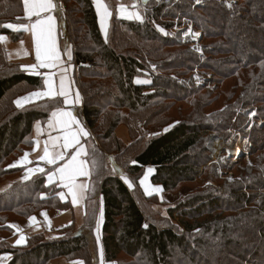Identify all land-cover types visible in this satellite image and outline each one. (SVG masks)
Masks as SVG:
<instances>
[{
    "label": "trees",
    "instance_id": "obj_1",
    "mask_svg": "<svg viewBox=\"0 0 264 264\" xmlns=\"http://www.w3.org/2000/svg\"><path fill=\"white\" fill-rule=\"evenodd\" d=\"M57 1L65 8L58 14L59 33L73 47L83 97L80 115L90 134L92 187L81 227L74 221L56 238L37 234L22 245L9 240L13 221L73 206L61 202L59 185L48 184L57 165L26 182L17 180L24 168L10 167L64 104L45 99L18 106L17 100L45 89L44 76L29 75L12 63L0 41V264L61 259L96 264L99 244L106 264H194L189 253L209 264L197 248L208 246L211 238L223 240L228 252L237 245L229 239L232 230H240L249 244L235 253L237 264H264V124L252 132V175L226 188L213 168H206L210 138L228 137L238 129V119L243 124L244 111L258 112L264 120V0H240L232 12L216 0H173L162 6L150 0L141 4L148 10L144 22L113 12L107 35L93 0ZM184 19L205 33L203 62L156 26L170 33L175 21ZM7 23L28 25L23 0H0V35L24 39L27 30L3 27ZM227 25L233 26L232 34L226 33ZM194 71L212 80L195 87L189 83ZM124 129L129 143L119 137ZM150 168L151 185H160L166 195L188 193L171 203L147 193L140 181ZM162 205L165 212L159 210ZM179 249L181 254L173 252Z\"/></svg>",
    "mask_w": 264,
    "mask_h": 264
},
{
    "label": "crops",
    "instance_id": "obj_2",
    "mask_svg": "<svg viewBox=\"0 0 264 264\" xmlns=\"http://www.w3.org/2000/svg\"><path fill=\"white\" fill-rule=\"evenodd\" d=\"M129 1L136 3L135 0H129ZM53 2L57 5V7L53 10V12L51 14L54 16L55 22H56L55 36H56V42H57L58 50H59L60 56H61V64H62L63 68L67 69V72L65 73V75L67 77L66 83L70 84V87L72 90V96L70 97V99L75 101V94L77 91L79 92V95H80V101L79 102L72 103V104H69L67 106L64 105L60 109H65V110L71 111L73 116L79 122V127H82L85 131H87L83 126L82 116L80 115V111H82V109H83V97H82V95H81V93L77 87V84H76V79H75L76 65L74 64L73 47L71 44L64 42V40L61 39V36L59 33L60 20L58 18V14L64 12V4L58 3L57 0H53ZM93 2H94V0H93ZM112 2H113V0H109V1L100 0V3L107 6L108 11L111 13V16H109L103 20V26H102V15H103V13H102V11L100 13H98L97 5L94 2V7H95L97 15H98L100 28H101V31L104 35H107L109 27H110V21L113 17V12L110 8V4ZM140 2H141V0H140ZM141 4H142V2H141ZM136 7H133L134 10ZM24 12H25V9H24ZM127 12L135 13L134 11L130 10L129 8L127 9ZM118 14H119L120 18H126V16H127V13H125L122 16L119 10H118ZM25 18H26V13H25ZM35 19H36V17H32L31 21H29L27 19L28 24H30L31 22H34ZM135 20L136 21H142V19L141 20L135 19ZM1 42L4 43V45L7 49L9 60L12 63L20 64L22 66L23 70L27 74L33 75V76H39L42 74L44 76V74L49 71L48 69H37L36 71H32V70H26L23 67V66H30V65H33L36 63L35 45H34L33 35H32L30 30L26 31V35L24 36V39H22L20 41H13L11 38L6 37V40L1 41ZM69 54L71 56L70 59H69ZM53 71H55L57 73L55 80H56V83L58 84L59 83V75L61 74L60 69L57 68V69H54ZM36 72H39L40 74L37 75ZM44 79H45V76H44ZM138 81H140L139 83H142L144 80H138ZM45 89H46V85H45ZM45 89H43V90H45ZM43 90H41V91H43ZM29 95H26L24 97H28ZM24 97L21 98V102H22L21 105H25V104H29V103H35V102H39V101L45 100V99L46 100H52L50 98L45 97V98L35 99L34 101H31V102H25L23 100ZM56 99H61L63 101V99L60 97H57ZM51 119H52V116L50 117V120ZM42 128H43V130L39 131L36 134L34 146L25 153V154H28L27 160L24 159V157H25V154H24L20 159H18L14 163L15 165H17V167L24 168V169H22V171H20L19 175L17 176V180L20 182H26L28 180H31L33 177L44 173L46 171L47 167L54 166V165L48 164L45 160L41 159V157L44 154V148H45L46 142H48L47 146H48L50 152L64 151V149L60 148L59 146L54 148L52 143L49 140L50 136L51 137H58L59 136V137H61V139L57 142V144L62 145L63 144V139H62L63 132L58 131L54 128H50L49 122L45 126H42ZM71 130L77 131L78 126L73 125ZM122 137L127 138V135L122 133ZM89 141H90V134L87 137H84L81 135L80 144L85 148L87 155L86 156L82 155L80 157V159L85 160L87 162V169L90 172V176L78 178V182H82V183L86 184L87 188L80 195L76 204H73L72 197L69 194L68 189L61 186V182L59 180V174L56 175L53 182H51V183L48 182V184H57L60 186V188H61L60 193L63 192L64 199H61L60 193H59L58 197L61 200V202L72 204V206H73L72 210H66V211H58V210L55 211L54 210V211H49V212H40V213L36 214V216L33 217L35 219L31 218L28 220L13 221L12 226L15 228V232L12 234V236L9 239L12 243L16 244V241L19 240L21 236H23L24 241L21 244H19V245H22V244H24V242L26 241L27 238L34 236V235H37V234H45L48 238H56L59 236L58 232L61 228L70 225L74 221L76 222L78 227H81L83 225L84 217H85V207H86L87 197H88L90 189L92 187L91 170H90V165H89L88 159H87V156H88V144H87V142H89ZM66 151L68 153V156L65 157V160L58 161L56 164L57 167L62 165L63 163L67 162V159L70 158L71 154H74L75 148H69ZM40 168H43L44 172H40L39 171ZM29 169H32L33 171L29 172ZM55 171H56V169H55ZM152 171L149 172V175L143 184L145 189H147V191H146L147 193H155V189L157 188L156 185H151L150 180H149L150 177L154 174V169H152ZM26 176L28 177V179H25ZM155 194H157V193H155ZM99 249H100V255H101V251H102V245L101 244H99ZM100 262H101V258H100ZM102 263H105L104 255L102 256ZM53 264H72V263L68 262L65 259H61L59 261L54 262Z\"/></svg>",
    "mask_w": 264,
    "mask_h": 264
},
{
    "label": "snow or ice",
    "instance_id": "obj_3",
    "mask_svg": "<svg viewBox=\"0 0 264 264\" xmlns=\"http://www.w3.org/2000/svg\"><path fill=\"white\" fill-rule=\"evenodd\" d=\"M97 5V11L100 13L102 11V26L103 20L109 16L111 13L108 11L107 6L100 3V0H94ZM196 3L199 4L200 0H196ZM24 9L26 13V19L29 21L32 20V17H36L34 22H31L28 25H14L12 23H7L3 25V27L12 29L13 31H19L21 28L24 30H30L33 35L34 45H35V60L36 63L30 66H23L26 70L36 71L37 69H48L49 71L44 74V84L46 85V89L43 91H37L31 93L28 97H24L23 100L25 102H31L35 99L40 98H50L55 100L57 97L63 99V104L65 106L76 103L80 101V95L77 91L75 94V101L71 100L72 90L70 84L66 83V68H63L61 64V56L58 50L55 30H56V22L54 16L51 14L53 10L57 7V5L53 2V0H23ZM137 5H133L136 7ZM231 7V5H229ZM121 15L123 16L127 13L126 18L128 19H137L141 20L142 18L138 13H130L127 12V9L123 6L119 9ZM161 31H163L161 29ZM198 35V34H196ZM6 40V37L0 35V41ZM71 58L69 54V59ZM60 69L59 75V83H56L55 77L57 73L53 71L54 69ZM39 75V72H36ZM138 83L140 81H137ZM144 83H149V81H144ZM21 100H17L16 104L21 106ZM52 119L49 121V127L54 128L58 131L63 132V144L58 145L57 142L61 139V137H51L49 138L53 147H60L64 149V151H55L50 152L48 148V142L45 144L44 154L41 157L42 160H45L48 164L56 165L58 161L65 160V157L68 156L67 149L75 148L74 154H71L70 158L67 159L66 163L58 166L55 172L49 173L47 176L48 182H53L54 178L57 174H59V180L61 182V186L68 189L69 194L72 197L73 204H76L80 195L86 190L87 185L78 182V178L80 177H88L90 176V172L87 169V162L85 160L80 159V157L86 156L87 152L85 148L80 144L81 135L87 137L89 133L85 131L82 127H79V122L73 116L71 111L65 109H57L52 111L51 113ZM77 125L78 130L72 131V126ZM167 131V129H166ZM27 155L25 154L24 159L27 160ZM135 163V162H133ZM17 165H10V167H15ZM33 171L29 169V172ZM40 172H44L43 168L39 169ZM149 172L152 169H148ZM25 179H28L26 176ZM147 177L142 179L140 183L143 185ZM126 183H129V187H131V183L125 179ZM162 189L157 188L155 191H161ZM147 191V189H146ZM61 199H64L63 192L60 193ZM46 215V214H45ZM35 219V218H32ZM24 241V237L21 236L19 240L16 241V244L19 245ZM102 256L103 253L101 251V264H102Z\"/></svg>",
    "mask_w": 264,
    "mask_h": 264
},
{
    "label": "rangeland",
    "instance_id": "obj_4",
    "mask_svg": "<svg viewBox=\"0 0 264 264\" xmlns=\"http://www.w3.org/2000/svg\"><path fill=\"white\" fill-rule=\"evenodd\" d=\"M139 1L140 0H135L136 3H133L132 1H129V0H113V2H112V6H113L112 10L113 11L112 12H118V10L120 9V7L123 6V7L127 8V9L129 8L130 10L134 11L135 13H138L140 15V17H142V21H138V22H144V20H145V13L148 12V10H146V8L142 7L141 6V3ZM201 1L202 0H200V2ZM239 1L240 0H238V3H239ZM217 2H219V1H217ZM238 3H236V5ZM133 5H137V7L135 8V10L133 8ZM234 8H235V6H234ZM133 20H135V19H133ZM156 26H157V28L159 29V31L162 34H164V35H167V34L170 35L171 34L172 37H173V34L176 32L177 29H183V28H187V27H191L195 31H202L204 33V31L202 29L195 28L193 22L190 21V20H188V19H184V20H182L180 22H176L175 21L174 26H173V28H172V30H171L170 33H167L165 30H163V28L160 25H157L156 24ZM161 29L163 31H161ZM232 32H233V26L232 25H227V27H226V33L232 34ZM242 37H245V35H243ZM204 39H205V33H204ZM204 39H203V44L205 45ZM64 42L69 43L67 41V39H64ZM238 49H240V45H238ZM247 51L250 52L249 51V48H247ZM195 72L196 71H194V74H195ZM205 78H206V80H209V81L212 80V77H208L207 75H205ZM139 80H142V79H139ZM209 81H206L205 84H200L199 86H195V85H193V86H195V87L206 86V83L209 82ZM206 90H207L208 93H210L211 90H212V87H207ZM243 113H242V118H243ZM257 116H258V112H257ZM237 125H239L238 129H236L235 131H231L230 134L227 135L229 137V136L235 134V135H233L229 139L236 138V136L238 134L237 132L245 125L244 119H243V124L238 119L237 120ZM259 126L260 125L257 124L251 130V132L249 133L250 142H249V146H248V151L250 150V152H251V149L250 148L252 147V139H251L252 132H254L255 129H258ZM124 132H126L125 129L123 130V132L121 130H119L118 134H119V137L120 138L122 137V133H124ZM123 139H124V141H126V143H129V141H130L129 138H123ZM206 148H207V146H206ZM248 151H246V152L248 153ZM208 156H209V162H208L206 168H208V167L213 168V175L214 176H218L219 174L221 175V173H225L226 170H229L231 172V174L232 175H235V177H236V180L234 179V177H232V179H231L232 181L235 180V183H234L233 186H235L236 183L244 180L246 177H248V176H250V175L253 174L254 168H253V165L251 163L252 154H250L249 158H243L241 161H239V163H235L233 165L232 169H230L229 167L228 168L220 169L219 166H217L214 163L213 159L211 160V158H210V152L209 151H208ZM248 160H250V161H248ZM248 165H250V166H248ZM247 167H250L252 169V174H248L246 172V168ZM241 174H242V177H241ZM219 180L222 181L225 184L224 179H221L219 177ZM156 187L162 189V187L160 185H156ZM225 187L226 188H229L227 186H225ZM188 191H189L188 189H184L182 193H180L179 195H174V196L173 195H166L163 192V189L161 191H155V193L158 194V199L161 202H164V200H166V201H168V202L171 203L172 201H174L175 199H177L180 195H186L188 193ZM139 205L143 209V204H140L139 203ZM159 210L165 212L166 211V208L164 207V205H162L161 209H159ZM230 235L231 236H229V239L232 240V241H236L237 242V245H234V246L231 245V248L229 249L228 252L225 251L226 250V246H224L222 244L223 243V240H219L218 241V240H213V239L210 238V239H207L208 240V246L197 248L196 254L197 255H200L201 258L204 261H207V263H209V264H237V259L235 258V253H239L240 250L241 251L246 250V248L249 247V244H247V240H245L246 238L243 237V233L240 230H232V232L230 233ZM11 236L12 235H10L8 238L10 239ZM253 242L255 244L256 242H258V240H254ZM180 251H183V250L182 249H179L178 251L176 250V251H173V252L174 253L181 254ZM184 252H185V250H184ZM223 256H226L225 259H222ZM100 258H101V255L99 256V258H97L98 260H97L96 264H99V263L101 264V262L99 261ZM188 258L190 260L194 261V264H200V260L199 261L197 260L195 254L189 253L188 254ZM102 264H106V263H102Z\"/></svg>",
    "mask_w": 264,
    "mask_h": 264
},
{
    "label": "built area",
    "instance_id": "obj_5",
    "mask_svg": "<svg viewBox=\"0 0 264 264\" xmlns=\"http://www.w3.org/2000/svg\"><path fill=\"white\" fill-rule=\"evenodd\" d=\"M172 1L173 0H157V3L158 5L162 6L169 5ZM216 1H219V5L226 12H231L234 9L236 3H238V0ZM229 5H231V7H229ZM173 38L178 44L186 46L187 52L190 55L194 56L198 61L203 62L205 60L207 49L203 44L204 33L202 31H195L191 27L177 29L173 34ZM205 80V75L196 71L195 74L189 78V83L195 86H199L200 84H205V82L207 81ZM243 119L245 121V125L237 132L238 134L236 133V138L229 139L235 134L229 137L213 136L207 143V150L210 152V158L211 160L213 159L214 163L219 166L220 169L228 167L231 169V167L235 163H239V161H241L243 158H249L251 154L250 150L248 151L250 142L249 133L257 124L260 126L263 125L264 120L260 119L257 116V113L253 110L245 111L243 113ZM214 144H220L221 146L219 155H217L216 151L213 150ZM246 151H248V153ZM246 172L248 174H252V169L250 167H247ZM218 177L224 179L225 184H223L227 187L233 186L236 180L235 175H232L229 170H226L225 173H221V175L219 174ZM232 177H234L235 180L232 181Z\"/></svg>",
    "mask_w": 264,
    "mask_h": 264
},
{
    "label": "bare ground",
    "instance_id": "obj_6",
    "mask_svg": "<svg viewBox=\"0 0 264 264\" xmlns=\"http://www.w3.org/2000/svg\"><path fill=\"white\" fill-rule=\"evenodd\" d=\"M219 3V2H218ZM221 7V6H220ZM232 12V11H231ZM221 149L220 144H214L213 150L216 151L217 155H219V150Z\"/></svg>",
    "mask_w": 264,
    "mask_h": 264
},
{
    "label": "water",
    "instance_id": "obj_7",
    "mask_svg": "<svg viewBox=\"0 0 264 264\" xmlns=\"http://www.w3.org/2000/svg\"><path fill=\"white\" fill-rule=\"evenodd\" d=\"M141 2L144 6H146L150 2V0H141Z\"/></svg>",
    "mask_w": 264,
    "mask_h": 264
}]
</instances>
